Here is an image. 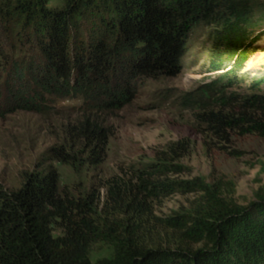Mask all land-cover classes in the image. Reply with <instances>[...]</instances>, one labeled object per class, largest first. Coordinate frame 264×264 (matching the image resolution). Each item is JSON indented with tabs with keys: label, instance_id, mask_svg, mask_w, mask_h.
Listing matches in <instances>:
<instances>
[{
	"label": "trees",
	"instance_id": "16d2710c",
	"mask_svg": "<svg viewBox=\"0 0 264 264\" xmlns=\"http://www.w3.org/2000/svg\"><path fill=\"white\" fill-rule=\"evenodd\" d=\"M51 1L0 0V30L34 47L28 60H9L0 50V118L16 111L43 114L52 97L82 99L100 113L120 111L133 103L139 85L180 75L191 37L210 28L208 72L220 73L224 89L212 110L197 116L224 141L264 137V94L229 92L244 81L257 53L245 0H64L62 8H50ZM97 112L66 132L83 145L90 166L105 160L112 136ZM189 149L187 141L174 142L138 167L136 189L119 205L126 220L110 224L98 221L96 197L66 198L53 167L27 174L16 191L0 182V264H93L98 242L111 245L114 254L96 264H264V190L242 206L223 199L204 177L168 178L184 172L178 161ZM49 153L63 164L80 162L64 148ZM177 193L200 196L187 212L163 220L173 245L149 243L148 203ZM57 221L64 226L61 237L53 233Z\"/></svg>",
	"mask_w": 264,
	"mask_h": 264
},
{
	"label": "rangeland",
	"instance_id": "374dc122",
	"mask_svg": "<svg viewBox=\"0 0 264 264\" xmlns=\"http://www.w3.org/2000/svg\"><path fill=\"white\" fill-rule=\"evenodd\" d=\"M245 1L252 10L249 28L259 40L257 53L246 64L244 81L229 92L264 94V84H258L264 74V0ZM64 5V0L48 4L50 8ZM210 30L203 28L193 34L180 75L139 85L133 103L120 111L100 113L82 99L52 97L43 114L5 113L0 118V182L9 191H16L23 186L27 174L53 167L58 170L62 194L75 200L96 197L98 221L110 224L113 220H126L125 209L119 205L136 189L135 170L155 161L170 144L187 141L189 152L178 161L186 169L179 175L169 174L168 178L186 181L204 177L229 203L247 206L256 200L257 193L264 190V137L232 135L224 141L209 133L197 116L212 110L224 89L222 79L218 80L220 73L208 72ZM0 50L13 61L34 56V47L17 44L4 28L0 30ZM215 80L218 81L214 84ZM96 112L111 127L112 136L105 160L90 166L84 162L83 145L68 138L66 132L69 125ZM52 148H64L80 162L76 166L63 164L52 158ZM199 196L177 193L148 203L149 219L144 224L149 243L164 247L172 244L173 231L162 227L163 220L177 212H187ZM52 229L56 237L65 233L61 221L54 223ZM191 247L198 249L202 244ZM113 254L111 245L98 242L92 247L91 261L96 264Z\"/></svg>",
	"mask_w": 264,
	"mask_h": 264
}]
</instances>
